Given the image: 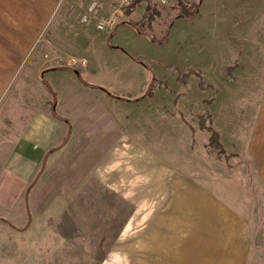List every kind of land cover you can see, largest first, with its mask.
Segmentation results:
<instances>
[{"label": "crops", "instance_id": "1", "mask_svg": "<svg viewBox=\"0 0 264 264\" xmlns=\"http://www.w3.org/2000/svg\"><path fill=\"white\" fill-rule=\"evenodd\" d=\"M68 8L64 0H0V110L5 99L14 98L19 104L15 117H10L11 125L0 131V250H6L12 237L23 239L36 230L35 203L43 200L50 207L53 202L50 193L40 195V188L67 185L68 148L78 135L83 142L95 133L91 153L112 157L95 173L98 183L112 188L123 182L135 187L134 192L142 187L136 195L144 201L142 254L137 264H264L261 254L253 251L264 249V1L246 6L239 22V58L227 62L235 63L237 70L227 81L231 111L224 120V133L212 118L221 142L223 135L229 139L230 146L223 148L237 161L227 167L229 177L235 176L233 167L239 163L245 175L240 181L218 179L212 167L203 169L201 162L200 167L189 165L195 178H186L142 150L130 152L128 143L114 152L105 151L113 129L108 123L68 120L115 117L109 106L120 102L108 92L110 87L76 77L74 73L80 75L86 67V59L65 60L59 50L49 52L55 50L60 30L67 28H61V23ZM133 12L128 16L121 9L114 25L108 26L112 20L108 18L102 30L117 31ZM57 19L56 35L41 46L43 34ZM80 21L68 28L75 31L93 21L99 24L95 19ZM31 59L33 66L26 71ZM236 100L240 104L237 113L233 110ZM132 102L125 103L130 106ZM88 103L98 105V115L89 116ZM57 174L62 177L57 179ZM248 179L257 194L250 201L242 194ZM48 230L41 233L47 235ZM135 241L133 237L131 246Z\"/></svg>", "mask_w": 264, "mask_h": 264}, {"label": "rangeland", "instance_id": "2", "mask_svg": "<svg viewBox=\"0 0 264 264\" xmlns=\"http://www.w3.org/2000/svg\"><path fill=\"white\" fill-rule=\"evenodd\" d=\"M64 1L69 3V8L61 28H67L60 30L54 43L55 50L50 48L49 52L56 54L59 50L65 60L71 57L86 59V67L80 75L74 73L76 77L84 82L108 86V92L120 99L119 103L116 100L113 106H109L115 117H67L69 121L72 119L77 124L88 118L100 126L108 123L113 129L111 137L105 141V151L114 152L123 143H128L130 152L142 150L140 153L151 155L162 165L177 168L178 173L189 179L195 178L189 165L200 167V162L203 169L204 166L212 167L217 178L224 181L232 178L240 181L241 176H245L238 163L232 171L235 176L229 177L227 167L237 161L226 151L220 156L209 146L211 134L202 128V124L214 128L213 118L224 133V120L231 111L227 81L237 70L235 63L230 65L227 62L239 58V22L246 6L261 5L264 0H180V4L188 7L202 3L196 16L177 19L179 2L160 6L157 0H151L159 8V16L149 26L145 24L146 35L140 34L129 23L119 26L115 32L99 30V24L106 26L108 18L115 20L120 15V0ZM146 7L142 2L138 4L127 22L140 21ZM254 14L257 11L254 10ZM87 18L95 19L99 24L93 21L85 29L76 28L75 31L68 28L76 21L87 23ZM58 24L59 19L45 31L41 46L56 35ZM32 66L33 59L26 71ZM129 100L133 102L127 106L125 102ZM7 101L5 99L0 110V131L6 124L11 125L13 119L10 117H15L19 105L14 98ZM233 103V110L237 113L240 104L237 100ZM87 108L89 116L98 115L96 103H88ZM94 136L92 133L82 142L78 135L71 143L66 152L69 166L66 182L69 183L40 188V195L50 193L52 196L51 206L48 207L49 203L43 200L35 203L38 206V211L35 208L36 230L27 232L23 239L15 237L14 233L6 250H0V264L140 262L144 201L136 195L141 194L137 192L142 187L134 192L135 187L130 188L123 182L112 188L98 183L95 173L112 157L104 152L91 153L92 140H96ZM223 139V142L220 140L222 146H230L228 137L223 135ZM247 182L242 194L250 201L257 194L251 180ZM135 210V215L131 216ZM28 220L26 226L31 223V218ZM47 227L49 233L42 234ZM133 237L136 241L131 246ZM253 251L264 258V249Z\"/></svg>", "mask_w": 264, "mask_h": 264}, {"label": "trees", "instance_id": "3", "mask_svg": "<svg viewBox=\"0 0 264 264\" xmlns=\"http://www.w3.org/2000/svg\"><path fill=\"white\" fill-rule=\"evenodd\" d=\"M143 1H145L147 3L146 12H145L143 18L140 21H131V22H127V23L131 24L135 29H137V31L140 34L146 35L147 33L145 31V24L147 26H149V24L157 16H159V10H158L159 8L151 0H133V2L129 6L125 7L123 9V11L126 15L129 16V14L133 11V9L135 7H137L138 4H140ZM178 2H179V6H180L179 7L180 11H179V13L175 19L183 18V17L191 18V17L196 16L199 13L200 5L202 3L200 1L199 4H192L191 6L188 7L186 5L180 4V0ZM173 22L174 21H172L171 24H173ZM152 38H153V40H156L155 36H153ZM208 118H210V116ZM204 119H206V117H204L203 120ZM202 128L208 129V131L211 134L209 146L211 148L215 149L220 156H223V154L225 153V149L223 148V146L220 142L219 134L214 130V128L211 125L208 127H205L204 123H203ZM67 139L65 140V142L67 141Z\"/></svg>", "mask_w": 264, "mask_h": 264}, {"label": "built area", "instance_id": "4", "mask_svg": "<svg viewBox=\"0 0 264 264\" xmlns=\"http://www.w3.org/2000/svg\"><path fill=\"white\" fill-rule=\"evenodd\" d=\"M178 1H179V0H157L156 2H157L158 5H160V6H164V5H169V4H175V3H178ZM118 2L121 4L122 9H124L125 7L129 6V5L133 2V0H120V1H118ZM114 23H115V20L112 19V20L108 23V26H113ZM98 28L102 30V29L105 28V25H101V24H99V25H98ZM81 63L84 64L85 61H82Z\"/></svg>", "mask_w": 264, "mask_h": 264}]
</instances>
